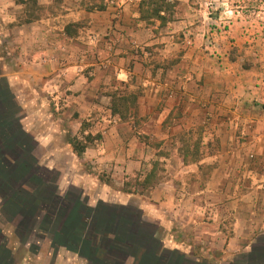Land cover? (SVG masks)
Here are the masks:
<instances>
[{"label": "crops", "instance_id": "1", "mask_svg": "<svg viewBox=\"0 0 264 264\" xmlns=\"http://www.w3.org/2000/svg\"><path fill=\"white\" fill-rule=\"evenodd\" d=\"M54 1L37 0L46 14L11 32L16 19L10 7L19 6L0 0V140L6 139L12 155L32 156L42 168L36 159L41 157L47 167L42 170L61 175L54 186L60 197L58 189L67 182L89 209L107 206L85 213L86 227L93 220L96 231L111 227L114 236L99 239L102 255L91 260L53 233L38 236L35 229L20 237L15 227L13 239L20 245H28L22 237L38 238L30 264H236L242 254L264 252V23L258 28L235 16L225 28L222 8L166 0L183 16L168 20V29L155 35L140 20L141 0H114L113 6L103 1L102 10L83 7L82 0H57V7ZM80 21L83 32L65 33L67 24ZM177 28H184L181 34ZM82 40L89 57L103 61L88 71L90 80L75 46ZM131 44L150 50L165 44L160 56L175 59L168 69L142 60L127 68ZM179 46L183 52L175 56ZM167 49L176 50L166 55ZM110 82L140 93L136 118H145L148 129L138 134H151L158 148L140 144L106 109L109 98L99 91ZM83 120L92 121L88 128L94 125L101 137L77 156L70 140L80 134ZM196 129L199 136L191 137ZM189 138L199 139V157L186 163L180 141ZM168 141L172 148L164 149ZM152 159L169 175L148 189L123 192L96 178L118 172L114 179L123 182L142 167L149 172ZM69 211L64 219L75 217ZM2 246L13 259L0 258V264H14L11 250L0 243V252Z\"/></svg>", "mask_w": 264, "mask_h": 264}, {"label": "trees", "instance_id": "2", "mask_svg": "<svg viewBox=\"0 0 264 264\" xmlns=\"http://www.w3.org/2000/svg\"><path fill=\"white\" fill-rule=\"evenodd\" d=\"M15 3L35 7L37 0H15ZM84 4L87 5V3ZM94 5L90 9L96 8L102 10L104 7L102 0H95ZM171 6L173 5L166 2V0H141L139 3L140 20L145 22L147 26L151 25L150 23L154 21H158L160 26H164L169 20L166 14L169 12ZM32 20L31 18L26 22H31ZM64 30L67 35H72L70 34L69 25ZM136 99L135 95L120 97L113 95L110 104L111 114L118 115L120 120L125 121L130 116L131 110L136 108ZM165 123H169V117ZM5 140H0V176L4 172L7 175V178H3L2 180L4 182L3 189L1 188L2 190H0L1 207L9 219L16 223L18 236L21 237L23 233L26 236V234L35 231V229L37 235H39L38 233L44 235L53 233L54 238L62 239L61 244L64 247L75 249L78 254L80 253L91 260L94 256L101 257L102 252L96 243L100 238H107L112 235L111 227L96 231V226L92 220L89 230L86 227L88 220L85 213L92 212L93 214H97L101 209H108V207L100 205L93 211L86 206L83 200L78 202L80 199H78L77 195L74 198H71L72 196L70 198L60 197L54 187L55 181L51 182L49 179H43L46 176L38 173L39 168L36 167L34 158L32 156L20 157L15 154L12 155L10 149L6 148L3 144L6 143ZM185 144L183 146V161L186 163L195 162L199 157V139L193 141L189 138ZM71 145L77 156H80L87 147L86 142L83 144L78 143L75 138L71 142ZM160 154L166 155L165 153ZM157 169L158 162H155L146 177L140 181V186L143 189H148L155 184ZM68 205H71L68 215L70 216L73 212L75 213L73 219L69 217L64 219L67 214ZM109 209H114V207L109 206ZM40 214H43V218L39 222ZM54 225L57 227H53ZM22 238L23 241L27 240L26 237ZM50 238L55 241L52 236ZM4 250L3 247L0 252L1 260H7L8 257L12 260L13 257L8 255L7 251ZM246 256L247 259L244 260ZM237 259L239 260L236 261V264H264V252L258 250L248 255L242 254Z\"/></svg>", "mask_w": 264, "mask_h": 264}, {"label": "rangeland", "instance_id": "3", "mask_svg": "<svg viewBox=\"0 0 264 264\" xmlns=\"http://www.w3.org/2000/svg\"><path fill=\"white\" fill-rule=\"evenodd\" d=\"M104 0H102V3H103ZM83 3H87V5L83 4ZM90 3H92L93 5L95 4V0L94 1H91V0H82V6H87V8H90ZM194 3H202V4H206L208 5V7H212L214 10L213 11H216V10H219L220 8H222V13H225L226 17H228L227 19H225L224 23H225V28L229 27L230 25V21H232V19L235 18L236 16V19H239V18H242V19H245V17H247V19L253 24V26H256V27H260L261 25L259 24H263L264 23V0H197L195 1ZM54 6L57 7L58 6V2L57 0L54 1ZM15 5H18L15 3ZM19 7L15 8L14 6H11V10H13V14L15 15V22H13V24H11V27H9V30L12 32V31H15L17 32V30L13 29V28H16V27H20L22 26L23 24H28V23H31V22H34L35 20H39L42 16H44L46 14V11L44 10L43 11V7L40 6V5H36L35 7H29V6H23V5H18ZM96 6V5H94ZM236 7V8H235ZM168 14V18H169V22H174V21H177L179 20L180 17L183 16V13L180 12L178 9H177V5H173L171 6L169 12H167ZM166 14V15H167ZM216 16L218 15L215 14ZM224 15V16H225ZM33 19L31 22H26L28 19ZM85 21V19L83 20V22ZM0 22H3V20H1L0 18ZM82 21H80L79 23H70V24H67V26L69 25V30H70V34H72L71 36H75L76 33L78 32H83V24ZM7 23V22H6ZM158 22L154 21L153 23H150L151 25L147 26L146 25V28L147 29H150L152 32H154L155 35H159V33H164V31L166 29H168L167 25L165 24L163 27L159 26L158 24V27L157 29H154L155 25H157ZM9 25V23H7V26ZM15 26V27H13ZM166 27V29L164 28ZM184 28H177V29H174L175 31H177V33H180ZM6 30V29H5ZM181 34V33H180ZM178 34L177 37L180 35ZM176 37V38H177ZM181 37L183 38V35H181ZM81 41V40H80ZM180 39L176 40V42H179L180 43ZM168 42V41H167ZM7 43V42H6ZM5 44V46L7 45L8 47V44ZM168 44V43H167ZM132 47H130L129 51L131 53V55L133 56V59L130 60L129 62V65L131 67H127V68H132V61L134 60H142V63L144 66H152L154 69L160 67L162 69H168L172 63V61L175 59V58H171V59H162V56H160V51H163L164 49V46L165 44H156L154 47H153V50H150L147 49V48H144V47H141V46H137L136 44H131ZM76 47H80V59H79V63L81 62V67H84L83 69L85 70L86 72V78L87 80H90L91 78L89 77V73L88 71H90L91 69L94 68V65H97L99 67H102V64L101 60H92L91 57H89V50H87V42L86 40H82V42L78 45H75ZM3 49V48H2ZM5 50V49H3ZM176 50V49H175ZM175 50L172 51V49H167L166 50V55H168L169 53L171 52H174ZM88 51V52H87ZM183 52V48L180 49V46L178 47V51H175V56H180V53ZM121 57V56H120ZM157 57H159L160 59L158 60ZM156 59L158 61V63H156ZM152 68V69H153ZM112 86V87H111ZM101 90L99 91L101 93L102 96H106L108 99V105L106 109L110 110V107H111V97L113 95L117 96V97H120V96H128V95H135L136 98L138 99V96H140V93L139 92H135L136 90H127V91H124L119 84L115 83L113 84L112 82L110 83H106V86H100ZM98 92V93H99ZM96 96H97V93H96ZM137 99H136V106H137ZM90 102H95L96 100L92 99V97L90 96ZM99 101V100H97ZM106 109H103L101 116H104L105 114V110ZM137 108L131 110V114L129 117L126 118L125 121H123L124 123H126L125 125H120V127H123L125 130L128 131V133L130 135H136L137 138H139L138 142L141 144H146L147 146H149V149L150 151L154 148H157V141L154 139V137H152V135L150 134L149 136H146V135H142V134H138V131L142 130H147L148 128H146L145 126L146 125V120L145 118H142L140 119V121L137 120V111H136ZM150 112V111H149ZM100 113H97V114H100ZM106 113H108L106 111ZM77 116V114H76ZM118 116V115H116ZM152 116V112L148 113L146 115V117H151ZM119 117V116H118ZM144 119V120H143ZM83 124H82V127H81V131H80V134L78 136L75 137V140L76 142L78 143H81L83 144L84 142H86L87 145H92V144H95V143H98L100 141V132H98V130H95V126L93 125V129H89L88 126H89V123L91 124L92 121H90L89 123L86 122L85 120H83ZM122 121V120H121ZM150 125V128L151 130H153V126L154 124H149ZM164 128L168 126V123H164ZM150 130V131H151ZM88 132V134L84 135L83 132ZM91 132L93 134H91ZM98 132V133H97ZM137 132V133H136ZM199 132L200 130L199 129H196V130H192L190 131L191 133V137L193 136H199ZM189 133V134H190ZM186 136V134H185ZM146 137V138H144ZM192 139V138H191ZM74 139H71L70 140V144L71 142L73 141ZM184 143H187V141H184V139H182L180 141V147H183ZM172 143H170L169 141L166 143V145H164V149H170L172 148ZM32 147V146H30ZM32 150L30 149V152ZM34 152H39L36 150H34ZM163 152V151H162ZM161 152V153H162ZM164 153V152H163ZM170 152H167V155L169 154ZM152 154V152H151ZM165 155V156H167ZM41 157H38L36 156V159L38 160V163L40 166H42V168H46L45 167V163L42 161V159H40ZM29 159V158H28ZM150 164H154L153 162V159L150 160ZM38 169V173L40 174H43L44 176H46V178H44L43 176V179H49V181L51 182H54L56 181L57 179H59V183L60 181H62V176L60 175L58 177V174L54 171H51V172H45V170H42L41 167H38L36 165ZM147 167H142L141 170L139 171H136V173H134V176H129L127 177L128 179L127 180H124L123 182L119 179V181H115V177H118L120 176L121 174H117L118 172L115 173V175L113 177H109L108 174H105V173H100L99 176L97 175L96 178L97 180L101 181V182H105V183H108L109 182H112L114 184L113 187H115V189H118V190H121L123 192H136L139 188H140V181H142V179H140V177L146 172ZM2 174L3 177H2ZM1 176H0V190L3 189V178L6 179L7 178V175L6 173H2ZM60 174V173H59ZM168 175H169V172H165V170L162 168V167H159L158 166V169H157V176H156V181L158 180H164L165 178H168ZM53 180V181H52ZM122 183V185H121ZM156 183V182H155ZM124 184V185H123ZM63 188L61 189L59 187L58 191L60 190V192L62 193V195H64L65 198H74L76 195H78V191H75V187H71L70 186V183L68 184L67 182H65V184H63ZM2 188V189H1ZM77 189V188H76ZM68 191V192H67ZM6 192V191H4ZM1 193V192H0ZM82 197H87L86 194H84V196ZM0 234L2 235V239H1V236H0V243L1 244H5L7 245V248H9L11 250V254L14 256V259H15V263L14 264H30L31 263V260L30 259H36L34 258L36 252H37V246L38 244L37 243V237L35 236H30V237H26L27 240H25V242H28V245H20L23 244L22 242H20V239L17 237L15 240L13 239V232H14V228L16 227V224H14V222H12V220L10 221L8 215L6 213H4L2 211V199L0 198ZM69 210H67L68 212ZM59 223V222H57ZM53 227H57L56 225H54ZM39 235L38 236H41L42 234L41 233H38ZM43 236H45L43 234ZM23 240V239H21ZM247 259V256L244 258V260ZM4 262H9L11 261V258L7 259V261L3 260Z\"/></svg>", "mask_w": 264, "mask_h": 264}, {"label": "built area", "instance_id": "4", "mask_svg": "<svg viewBox=\"0 0 264 264\" xmlns=\"http://www.w3.org/2000/svg\"><path fill=\"white\" fill-rule=\"evenodd\" d=\"M104 1H105V4H108V5H110V6H111V5H112V6L114 5V2H113L114 0H104Z\"/></svg>", "mask_w": 264, "mask_h": 264}]
</instances>
